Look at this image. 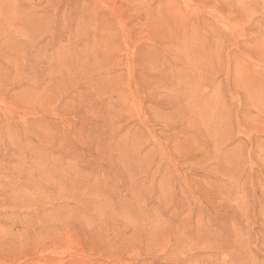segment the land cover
Instances as JSON below:
<instances>
[{
	"label": "rangeland",
	"instance_id": "374dc122",
	"mask_svg": "<svg viewBox=\"0 0 264 264\" xmlns=\"http://www.w3.org/2000/svg\"><path fill=\"white\" fill-rule=\"evenodd\" d=\"M0 264H264V0H0Z\"/></svg>",
	"mask_w": 264,
	"mask_h": 264
}]
</instances>
